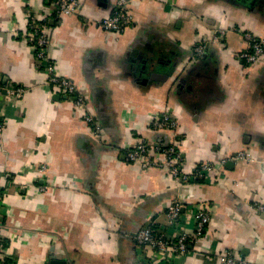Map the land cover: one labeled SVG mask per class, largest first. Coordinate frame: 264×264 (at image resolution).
Listing matches in <instances>:
<instances>
[{"label": "crops", "instance_id": "crops-1", "mask_svg": "<svg viewBox=\"0 0 264 264\" xmlns=\"http://www.w3.org/2000/svg\"><path fill=\"white\" fill-rule=\"evenodd\" d=\"M80 1L58 19L56 0H0V75L30 88L0 96L2 247L18 264H155L142 260L136 233L152 219L166 225L179 199L188 232L201 203L212 218L175 264H223L226 250L264 264V211L255 206L264 202V54L238 58L248 47L243 30L264 39V0H130L132 23L120 32L98 23L117 0ZM33 16L47 19L50 57L86 95L100 134L49 86L30 40ZM165 112L178 129L153 126ZM141 140L175 144L188 171L216 167L176 182L127 160ZM241 150L252 158H232Z\"/></svg>", "mask_w": 264, "mask_h": 264}, {"label": "built area", "instance_id": "built-area-1", "mask_svg": "<svg viewBox=\"0 0 264 264\" xmlns=\"http://www.w3.org/2000/svg\"><path fill=\"white\" fill-rule=\"evenodd\" d=\"M130 0H117L114 11L111 15L101 19L99 25L115 32L123 31L132 23V13L129 9ZM80 0H56V7L51 9L53 17L62 18L64 16L76 14L79 10ZM44 16L31 18L30 40L35 51L37 60L44 65L48 74V84L55 91L61 92L72 98L76 107L84 111V119L88 122L96 134L102 132V127L96 115L90 109L86 95L80 90L76 82L62 74L57 64L49 54L50 36L49 27ZM221 35L226 31L220 30ZM248 41L247 49L238 54L242 62H256L264 54V39L258 38L250 31H242ZM219 34L218 37L221 36ZM217 37V38H218ZM206 45L199 44L194 48L196 54H203ZM30 90L24 85L13 84L12 81L0 75V96L15 100L23 97ZM155 128L178 129L179 123L170 113H163L152 120ZM6 129V120L0 113V140L3 139ZM126 158L130 162L139 163L143 168L160 167L166 169L176 182L187 183L197 179H204L206 175L213 171L216 164L203 162L193 171L184 168V159L178 147L171 144H151L145 140L139 141L133 148L126 152ZM232 158L236 160H250L251 154L246 150H241ZM45 169V168H44ZM45 188V187H43ZM256 208L264 211V202H256ZM189 206L182 200H173L166 210L167 224L162 225L157 220L152 219L145 223L136 233L137 245L141 250L142 260L155 264H175L173 258L193 253L195 244L205 235L207 226L212 218V209L209 203H201L195 208L193 218L195 226L193 232H188L181 226L184 225V208ZM168 227H173L174 231L169 232ZM223 264H247V260L237 255L232 250H226L220 256ZM8 259H13V255L8 254L0 243V264ZM14 264H18L14 260Z\"/></svg>", "mask_w": 264, "mask_h": 264}, {"label": "trees", "instance_id": "trees-1", "mask_svg": "<svg viewBox=\"0 0 264 264\" xmlns=\"http://www.w3.org/2000/svg\"><path fill=\"white\" fill-rule=\"evenodd\" d=\"M4 264H14V258L6 260Z\"/></svg>", "mask_w": 264, "mask_h": 264}, {"label": "water", "instance_id": "water-1", "mask_svg": "<svg viewBox=\"0 0 264 264\" xmlns=\"http://www.w3.org/2000/svg\"><path fill=\"white\" fill-rule=\"evenodd\" d=\"M144 68H146V65H145V67H144ZM173 69H174V68L172 67V68H171V71H172ZM57 260H58V259H57ZM52 264H56V263H55V262H53Z\"/></svg>", "mask_w": 264, "mask_h": 264}]
</instances>
